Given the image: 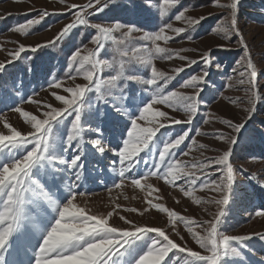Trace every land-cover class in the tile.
<instances>
[{
    "label": "snow or ice",
    "instance_id": "6c2138e0",
    "mask_svg": "<svg viewBox=\"0 0 264 264\" xmlns=\"http://www.w3.org/2000/svg\"><path fill=\"white\" fill-rule=\"evenodd\" d=\"M58 3L71 14V21L51 40L35 46L6 41L18 46L6 50L9 58L0 61V264H251L246 254L257 253L250 242L256 239L264 246V232L231 235L228 228L235 226L225 227L231 205L246 200L251 204L247 192L236 184L233 157L244 142L243 133L258 104L264 103L260 92L264 85L259 84L264 70L258 72L239 26L241 0H211V6L222 14H215L220 18L208 35L224 41L216 48L240 52L211 101L203 95L209 69L223 71L222 63L214 58L213 47L200 52L189 47L174 49L169 44L177 38L193 41V33L213 14L193 17L188 13L198 6L183 0ZM119 10L143 15L151 27L107 15ZM63 14L38 9L36 17L13 25L10 31L26 37L35 34L33 30L48 16ZM102 14L104 18L100 19ZM74 32L81 42L64 65L58 71L42 69L47 90L59 106L34 99L38 95L34 89L31 94L13 91L25 85L19 76H13L10 67L15 69L25 59L31 61L33 56L26 53L62 49ZM87 32L92 34L85 44L82 41ZM188 52H198V56L184 54ZM176 59L183 63L170 70L157 66V61ZM197 65H202L199 73L181 77L186 68ZM26 70L34 71L30 66ZM78 79L83 82L78 83ZM225 91H241L244 95L226 96ZM221 98L234 106L245 105L242 111L246 115L239 123L216 117L229 132L203 131L202 126L214 122L213 113L204 109ZM21 103L36 105L38 114L25 110ZM5 110L19 114L29 130L14 126ZM202 136L226 147L210 148L198 142L197 137ZM193 150L200 156L185 159ZM204 151L217 154L204 156ZM94 171L112 174L109 193L129 184L142 191L147 207L143 211L124 207L112 198V210L106 214L94 212L88 207L91 193L82 190ZM151 178L178 190L194 205H214L216 211L206 207L210 219L197 220L154 202L163 197L158 195L160 189L148 182ZM248 178L264 191V180H259L257 173H250ZM198 190L215 195L204 199L195 195ZM78 198H85V202L79 203ZM152 209L166 214L168 225L182 243L173 240L164 228L138 224L119 214L123 211L142 216ZM114 214L128 227L110 223ZM249 217L264 218V204L253 207ZM179 224L199 251L184 242ZM256 264H264V256Z\"/></svg>",
    "mask_w": 264,
    "mask_h": 264
},
{
    "label": "rangeland",
    "instance_id": "374dc122",
    "mask_svg": "<svg viewBox=\"0 0 264 264\" xmlns=\"http://www.w3.org/2000/svg\"><path fill=\"white\" fill-rule=\"evenodd\" d=\"M87 0H67L68 4H84ZM123 2V0H120ZM185 4L192 3L196 4L198 7L195 10H190L189 15L193 17H199L201 15H209V19L202 22L198 31L194 34L195 39L191 42L186 40H180L177 38L175 43H170L169 47L174 49L180 47H189L196 48L200 52L206 50L209 47L214 49V58L221 62L223 65V71H217L215 67L209 69L210 76L208 77V85L205 91L204 98L211 101L214 93L222 88L225 83V76L228 73H231L233 66L236 64V61L240 58V52H225L216 48L217 44H222V41L219 37L213 35H208V30L216 23L220 18L217 13L222 14V11L218 8L211 6V0H183ZM221 2H227V0H221ZM202 5V7H200ZM38 9H47L49 12H61L63 15H50L48 16L40 25L36 26L33 30L35 34H30L28 36H21L16 34L10 29L13 25L19 23H24L28 19L34 18L37 16ZM27 13V15H25ZM105 14H102L100 19L104 18ZM109 16H115L125 22H134L141 26L151 27V24H146L144 16L133 15L130 12L124 10L115 11L108 13ZM146 15V14H145ZM0 43H3V49H0V61H5L9 57L7 56L6 50L15 49L17 43H6V41H15L22 43L26 46H35L38 43H42L47 40H51L56 34L72 19L70 13L65 9V6L58 3V0H0ZM95 19V18H94ZM239 26L244 34L245 39L248 41L253 58L258 65V72L264 70V59H261V53H264V47H261V42L264 41V0H241L239 6ZM175 26H183L182 24L175 23ZM50 30H47L49 29ZM91 32H87L83 38V43H88V37L91 35ZM77 33L74 32L71 40L65 43L63 48L57 47L55 49H43L39 50L37 53H26L24 55L33 56L31 61L25 59L22 62H19L15 69L18 68V65L30 66L34 68L35 65L39 66V77L36 81L33 72H30V77L25 83V87L20 88L19 92H27L31 94L33 89L38 95L34 96L36 100H43L49 103H52L56 106L58 102L49 94L47 90V84L44 83V72L42 69H51L53 71H58L65 63L66 57L71 54L75 49L76 44L81 41L76 40ZM88 47H92L91 44H88ZM232 47H238L233 44ZM190 57H197L198 52H188L184 53ZM107 55V53H105ZM183 62L178 59L171 62L166 61H157V66L161 70H170L174 66H180ZM202 65L193 66L191 69L186 68L185 72L181 74V77H187L191 73H199ZM77 82H83L81 79H78ZM70 83V82H69ZM175 83V82H174ZM259 84L264 85V75L259 76ZM43 86V87H42ZM260 92L264 94V87L260 88ZM224 95L226 96H241L243 97L244 93L241 91H225ZM25 110L31 111L34 114H38V109L36 105L30 103H21L20 105ZM245 105L234 106L227 103L223 98H221L216 103H210L209 108L204 109L205 111L210 110L213 113V123L210 125L202 126L203 131H215L221 130L229 132L230 129H227L224 125L216 121V117L230 118L235 122L239 123L244 116L246 115L242 108ZM5 116L10 120V122L17 126L21 131H28L29 129L22 123V118L19 117V114L9 112L5 110ZM178 118H182V113H175ZM199 120V117L197 118ZM177 128L181 126H176ZM198 142L205 143L209 145L210 148H216L223 150L226 146L220 141L215 140L212 137H197ZM244 142L240 147H238L234 154V161L237 166L236 172V184L238 189L246 191L248 198L251 200V204L247 200L243 204H233L230 208V213L227 218L228 225L235 226L234 228H228L227 234L231 235H241L249 234L255 232H264V218H250L249 213L253 207L264 204V191L260 190L256 186L255 181L249 180L250 173H257L259 180H264V103H259L257 106V113L255 114L252 121L247 125V131L243 133ZM183 147V146H182ZM216 152L213 151H204V156H214ZM200 153L193 150L189 157L185 159H192L193 157H199ZM250 156L258 157L259 159L250 160ZM102 167V165H101ZM143 168L144 166L141 165ZM241 169H246L241 170ZM146 170V169H145ZM92 174V173H91ZM103 172L97 171L95 175H91L89 180L84 184L82 190L91 193L87 197L88 207H90L94 212L106 214L108 211L112 210L114 205L112 204V198H116V203L123 205L124 207H135L143 211L147 207L144 200V193L139 189H134L129 185H126L120 190L113 189L111 193L107 191L108 187L112 185V179L114 177L111 173L104 176ZM217 178V177H213ZM149 183H152L160 189L158 195L162 196V200L154 201L157 203H162L168 208L175 210L176 212L194 217L197 220H206L210 219V216L204 209L207 207L209 211L215 212L216 208L214 205H194L189 198L184 197L178 190L173 189L171 186H167L163 181L156 180L151 178ZM179 183V182H178ZM123 193V194H121ZM127 196L128 199L125 200L124 196ZM157 195V194H154ZM195 195L200 196L204 199H207L210 195H215L213 193H208L206 191H197ZM179 200V203L176 202ZM78 202L83 204L85 198H78ZM119 214L124 215L126 218L138 223L145 224L151 227H160L164 228L170 237L177 241V243H182L179 238L173 233L171 226L168 225L166 214L159 213L158 211L152 209L144 213L142 216L137 213H129L121 211ZM110 223L118 227H128L124 225L122 221L119 220L118 215L110 219ZM179 231L184 237V242L192 247L194 250L199 251L197 245L191 240V237L186 232L182 224L177 225ZM253 248L256 250L257 255L252 256L248 255V259L251 261V264H256L260 256H264V246L261 243L253 239L250 242Z\"/></svg>",
    "mask_w": 264,
    "mask_h": 264
},
{
    "label": "trees",
    "instance_id": "16d2710c",
    "mask_svg": "<svg viewBox=\"0 0 264 264\" xmlns=\"http://www.w3.org/2000/svg\"><path fill=\"white\" fill-rule=\"evenodd\" d=\"M33 69H34L33 75H34L36 81H38V77L40 76L39 75V72H40L39 71V66L38 65H35ZM9 71L13 74V76H19V78L21 80H23L24 85H25V83L28 81V79L30 77V72H28L26 70V66H23V65H18V68L15 70V72H12L13 69L11 67L9 68ZM5 79H7V77H5ZM9 87L11 88V81L9 82ZM18 87L19 86H17V89H13V91H19ZM21 93H24V92L21 91ZM96 173H97V171H94V172H92L91 175H95ZM104 176H106L105 173H104Z\"/></svg>",
    "mask_w": 264,
    "mask_h": 264
}]
</instances>
